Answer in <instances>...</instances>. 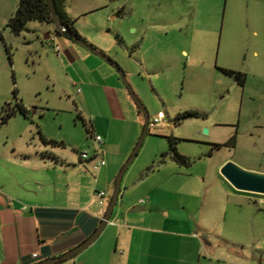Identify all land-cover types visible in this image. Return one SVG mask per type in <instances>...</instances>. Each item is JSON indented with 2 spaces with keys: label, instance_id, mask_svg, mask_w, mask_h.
I'll return each mask as SVG.
<instances>
[{
  "label": "rangeland",
  "instance_id": "374dc122",
  "mask_svg": "<svg viewBox=\"0 0 264 264\" xmlns=\"http://www.w3.org/2000/svg\"><path fill=\"white\" fill-rule=\"evenodd\" d=\"M65 4L78 33L118 64L149 120L158 111L165 116L162 123L148 126L123 174L118 203L124 192L131 197L137 191L134 180L139 174L148 176V188H156L158 197L194 195L193 203L199 207L220 191L251 201L258 198L236 191L220 168L232 161L264 172V0H65ZM17 5L18 0H0V109L17 99L27 113L17 112L0 125L1 165L12 166L10 159H15L27 167H43L45 162L70 167L72 162L79 164L81 153L92 158L101 152L100 145L86 133L81 118H95L108 139L106 160L116 178L140 137L144 114H138L117 68L56 34L53 23L29 20L19 34L12 33L7 22ZM83 52L113 71L121 90L110 84L102 67L85 61ZM220 68L243 72L245 84ZM186 111L199 115L176 122L175 117ZM103 132L99 130V135ZM40 134L57 143L44 144ZM170 139L186 163L175 160ZM245 219L251 221V216ZM259 221L264 228V218Z\"/></svg>",
  "mask_w": 264,
  "mask_h": 264
},
{
  "label": "crops",
  "instance_id": "0c3cea01",
  "mask_svg": "<svg viewBox=\"0 0 264 264\" xmlns=\"http://www.w3.org/2000/svg\"><path fill=\"white\" fill-rule=\"evenodd\" d=\"M65 9L71 16L66 4ZM82 57L102 67L110 84L121 90L102 61L88 52ZM82 119L90 138L104 131L95 118ZM101 135V152L86 161L78 157L79 164L70 162V167L46 162L43 167H27L15 159H10L12 166L0 163V264H33L59 256L96 229L108 204V189L115 183L106 160L109 142L104 132ZM97 156L105 164L94 171ZM134 183L137 191L131 197L124 192L119 203L118 196L101 234L86 249L57 264H264V228L259 221L264 213L256 198L220 191L199 207L193 203L194 195L158 197L156 188H148L147 175L139 174ZM97 191H104V197Z\"/></svg>",
  "mask_w": 264,
  "mask_h": 264
},
{
  "label": "water",
  "instance_id": "95a60500",
  "mask_svg": "<svg viewBox=\"0 0 264 264\" xmlns=\"http://www.w3.org/2000/svg\"><path fill=\"white\" fill-rule=\"evenodd\" d=\"M46 2L53 19V24L55 26V29L60 32L68 31L67 28L62 24V22L58 18L52 0H46ZM71 37L75 41V43L86 47L88 50L101 56L102 58H104L106 61L110 62L117 68V71L120 73V78L122 79V82L124 86L127 88L128 92L130 93L132 100L135 102L139 110L144 114V123L138 141L134 145L129 157L127 158V160L125 161V163L123 164V166L121 167L115 178V183L113 186L111 197L106 206L105 213L102 219L100 220L99 224L97 225L96 229L80 244L65 251L61 255L56 257H49L33 264H57L62 261H66L72 258L73 256L77 255L84 249H86L101 234V232L103 231V229L105 228L111 217L114 206L116 205L120 193V186H121V180L123 174L127 170L130 163L133 161V159L136 157L138 150L141 147L144 137L147 134V130H148V124H149L148 113L145 107L140 102L139 98L133 92L130 84L127 82L125 75L118 66V64L109 57H107L106 55H104L101 51L97 50L95 47L91 45H87L82 39L76 36H71ZM220 174L237 191L264 195V172L248 170L232 161H227L220 168Z\"/></svg>",
  "mask_w": 264,
  "mask_h": 264
},
{
  "label": "trees",
  "instance_id": "16d2710c",
  "mask_svg": "<svg viewBox=\"0 0 264 264\" xmlns=\"http://www.w3.org/2000/svg\"><path fill=\"white\" fill-rule=\"evenodd\" d=\"M115 1V0H110ZM56 14L62 24L67 28L68 31L60 32L55 30L56 34H64L67 36L68 39H70L72 42L75 43V41L72 39L71 36H76L80 39H82L87 45L89 44L77 31L75 27V19L72 18L65 9V0H52ZM29 20H38V21H45L53 23L52 16L50 14V11L47 6L46 0H18L17 8L14 12V14L9 18L7 22V26L9 27L10 31L14 34H19L22 30L26 28V23ZM220 70L229 76H232L235 81L240 84H245V74L241 71H235L228 68H220ZM16 99V98H15ZM138 113L141 114L142 112L137 109ZM17 112H20L24 115L27 113V109L24 107V105L19 102L17 99L12 102L5 103L1 109H0V125L5 124L8 119L16 114ZM199 114L195 111H186L184 113H180L175 117L176 122H179L180 119L186 118V117H197ZM81 118V117H80ZM82 125L85 128V131L90 136L91 132L85 122L81 118ZM148 133V130H147ZM41 140L44 144L49 143H57L53 139H47L42 134H40ZM229 143H235V136L233 135L229 140ZM62 144V143H61ZM216 146H220V144H216ZM169 150L172 151V155L175 158V160L179 162L186 163L187 159L184 155L180 154L177 150L175 145L172 143V139H170V147Z\"/></svg>",
  "mask_w": 264,
  "mask_h": 264
},
{
  "label": "built area",
  "instance_id": "2783aa9c",
  "mask_svg": "<svg viewBox=\"0 0 264 264\" xmlns=\"http://www.w3.org/2000/svg\"><path fill=\"white\" fill-rule=\"evenodd\" d=\"M57 50H59V49L57 48ZM164 117H165V116H164V113H163L162 111H159V112L154 116L153 119L149 120V124H148V126H149V125H151V126H155V125H158V124L162 123L163 120H164ZM91 137H92L93 140H94L95 142H97L98 144L102 143V138H101L100 135H98V134H92ZM80 156H81V157H79V158H80L81 161H86L87 159H89L88 156H87V154H85V153H81ZM104 164H105V160H104V158H103L102 156H99V157L94 161V163H93V165H92V169H93L94 171H97V170H99ZM104 194H105L104 191H97V192H96V195H97L98 197H100V198H103V197H104ZM257 195H258L259 197L255 199V200H256V203L264 207V195H263V194H257ZM143 201H144V200L142 199L141 202H143ZM100 203H102V200L100 201ZM108 222H109V221H108ZM33 256H36V253H34Z\"/></svg>",
  "mask_w": 264,
  "mask_h": 264
}]
</instances>
